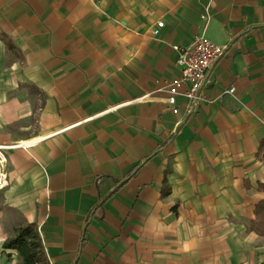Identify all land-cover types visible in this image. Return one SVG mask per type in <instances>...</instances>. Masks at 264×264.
<instances>
[{
  "label": "crops",
  "instance_id": "crops-1",
  "mask_svg": "<svg viewBox=\"0 0 264 264\" xmlns=\"http://www.w3.org/2000/svg\"><path fill=\"white\" fill-rule=\"evenodd\" d=\"M197 33L227 51L186 113ZM0 146L46 264H263L264 0H0Z\"/></svg>",
  "mask_w": 264,
  "mask_h": 264
},
{
  "label": "built area",
  "instance_id": "built-area-1",
  "mask_svg": "<svg viewBox=\"0 0 264 264\" xmlns=\"http://www.w3.org/2000/svg\"><path fill=\"white\" fill-rule=\"evenodd\" d=\"M210 21V17L204 16ZM164 27L162 21L156 22L152 32L156 36L160 33V29ZM178 51L177 65L179 68V76L172 79L168 83L169 104H175L178 97L186 99V113H191L198 106L202 98L203 87L207 82L208 72L213 66L225 55L227 45H219L211 41L203 33H197L193 37L192 42L183 48L176 47ZM235 88L230 87L225 94H234ZM173 113H177L178 109L174 108ZM4 146H0V150Z\"/></svg>",
  "mask_w": 264,
  "mask_h": 264
},
{
  "label": "trees",
  "instance_id": "trees-1",
  "mask_svg": "<svg viewBox=\"0 0 264 264\" xmlns=\"http://www.w3.org/2000/svg\"><path fill=\"white\" fill-rule=\"evenodd\" d=\"M5 250H15L22 264H46L43 246L39 240L37 226L33 223L18 225L13 235L5 240ZM264 264V262H263Z\"/></svg>",
  "mask_w": 264,
  "mask_h": 264
},
{
  "label": "rangeland",
  "instance_id": "rangeland-1",
  "mask_svg": "<svg viewBox=\"0 0 264 264\" xmlns=\"http://www.w3.org/2000/svg\"><path fill=\"white\" fill-rule=\"evenodd\" d=\"M5 169H6V167H5ZM5 169H3V170H5ZM7 202L8 201L6 199H4V197L0 194V224L3 225V227L7 226L9 228V233L12 236L14 233V229L19 224H22L23 221L20 217V214L17 213V211H15V209H13L11 207L9 208Z\"/></svg>",
  "mask_w": 264,
  "mask_h": 264
},
{
  "label": "bare ground",
  "instance_id": "bare-ground-1",
  "mask_svg": "<svg viewBox=\"0 0 264 264\" xmlns=\"http://www.w3.org/2000/svg\"><path fill=\"white\" fill-rule=\"evenodd\" d=\"M4 163H6V158L3 156L2 153H0V190H2L5 187V185H6V183L3 182V180H2V177H3V174H4V172H3Z\"/></svg>",
  "mask_w": 264,
  "mask_h": 264
}]
</instances>
